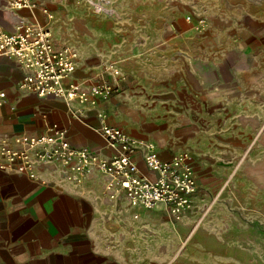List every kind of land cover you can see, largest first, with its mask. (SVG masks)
I'll use <instances>...</instances> for the list:
<instances>
[{"label":"crops","instance_id":"crops-1","mask_svg":"<svg viewBox=\"0 0 264 264\" xmlns=\"http://www.w3.org/2000/svg\"><path fill=\"white\" fill-rule=\"evenodd\" d=\"M99 1L114 15L94 13L87 0H40L20 11L0 0L3 28L26 17L75 48L73 80L83 88L119 85L94 105L41 97L19 88L23 68L1 56L0 138L60 128L73 145L109 158L117 150L99 131L103 113L163 160L192 153L194 210L177 220L163 204L111 200L103 174L75 183L50 164L17 163L0 169V264H264V191L245 180L227 190L240 168L236 150L264 123V0ZM144 152L134 159L155 178Z\"/></svg>","mask_w":264,"mask_h":264},{"label":"built area","instance_id":"built-area-1","mask_svg":"<svg viewBox=\"0 0 264 264\" xmlns=\"http://www.w3.org/2000/svg\"><path fill=\"white\" fill-rule=\"evenodd\" d=\"M10 9H33L40 0H6ZM98 15L113 16L114 12L99 0H87ZM187 19L191 21L192 17ZM206 26L200 20L199 27ZM13 58L24 70L19 88L41 97L53 96L66 102L95 104L97 98L108 99L119 92L118 83H100L83 88L73 80L76 71L77 51L67 44L57 45L49 27L22 17L13 30L0 26V57ZM114 74L119 75L118 70ZM4 100L0 97V106ZM99 129L108 145L117 152L109 158L86 146L73 145L64 129H55L34 137L12 136L0 138V169L17 163L32 169L34 161L50 164L64 177L82 183L92 173L106 176L105 193L111 200L124 197L131 206L153 209L163 204L177 220L194 210V197L198 182L191 152H183L163 160L155 152V145L141 141L108 124L103 113L98 114ZM18 145L13 148L9 140ZM143 148L147 169L155 178L143 175L134 155Z\"/></svg>","mask_w":264,"mask_h":264},{"label":"rangeland","instance_id":"rangeland-1","mask_svg":"<svg viewBox=\"0 0 264 264\" xmlns=\"http://www.w3.org/2000/svg\"><path fill=\"white\" fill-rule=\"evenodd\" d=\"M262 43L259 44L261 48ZM253 124L256 122L251 121ZM260 134L251 137L250 145L245 148L243 153L240 151L235 152L238 156L235 158L239 161L240 168L238 173L235 172L231 177V183L227 190L230 192H238L240 183L242 181H248L255 185L249 184V191H252L253 187H258L261 191H264V123H261ZM258 132V131H256ZM235 159V160H236ZM236 162V161H235ZM257 189V188H256ZM258 190V189H257ZM185 248V245L184 247ZM184 249L181 250L183 252ZM195 254L202 255L204 252L200 249H195ZM177 252V253H176ZM180 251H175L174 254H180Z\"/></svg>","mask_w":264,"mask_h":264},{"label":"water","instance_id":"water-1","mask_svg":"<svg viewBox=\"0 0 264 264\" xmlns=\"http://www.w3.org/2000/svg\"><path fill=\"white\" fill-rule=\"evenodd\" d=\"M21 18H22V17H20V18L18 19L17 23L20 21ZM17 23H16V24H17Z\"/></svg>","mask_w":264,"mask_h":264}]
</instances>
